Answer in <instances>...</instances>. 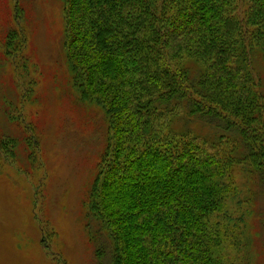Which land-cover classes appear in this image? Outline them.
<instances>
[{"label":"trees","instance_id":"16d2710c","mask_svg":"<svg viewBox=\"0 0 264 264\" xmlns=\"http://www.w3.org/2000/svg\"><path fill=\"white\" fill-rule=\"evenodd\" d=\"M61 1L74 83L108 123L87 209L110 245L98 264H227L228 166L264 196V0Z\"/></svg>","mask_w":264,"mask_h":264},{"label":"rangeland","instance_id":"374dc122","mask_svg":"<svg viewBox=\"0 0 264 264\" xmlns=\"http://www.w3.org/2000/svg\"><path fill=\"white\" fill-rule=\"evenodd\" d=\"M65 28L61 0H0V264H98L110 246L87 219L108 123L74 83ZM256 68L264 88L259 56ZM212 149L225 163L231 143ZM245 168L228 166L238 196L216 220L227 264H264V196Z\"/></svg>","mask_w":264,"mask_h":264}]
</instances>
